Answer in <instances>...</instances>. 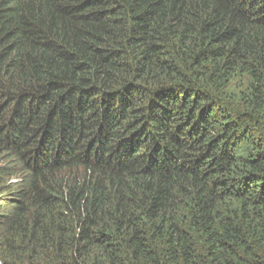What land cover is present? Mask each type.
Listing matches in <instances>:
<instances>
[{"label":"trees","instance_id":"obj_1","mask_svg":"<svg viewBox=\"0 0 264 264\" xmlns=\"http://www.w3.org/2000/svg\"><path fill=\"white\" fill-rule=\"evenodd\" d=\"M0 264H264V0H0Z\"/></svg>","mask_w":264,"mask_h":264}]
</instances>
